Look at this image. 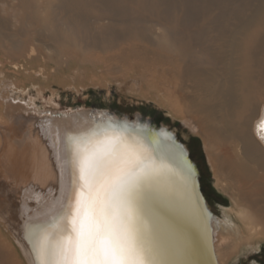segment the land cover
I'll use <instances>...</instances> for the list:
<instances>
[{
	"label": "bare ground",
	"instance_id": "1",
	"mask_svg": "<svg viewBox=\"0 0 264 264\" xmlns=\"http://www.w3.org/2000/svg\"><path fill=\"white\" fill-rule=\"evenodd\" d=\"M202 3L0 0V264H162L154 203L192 200L174 131L105 111L55 117L15 96L36 81L114 83L180 120L231 203L222 218L208 206L218 264L260 249L264 0Z\"/></svg>",
	"mask_w": 264,
	"mask_h": 264
},
{
	"label": "rangeland",
	"instance_id": "2",
	"mask_svg": "<svg viewBox=\"0 0 264 264\" xmlns=\"http://www.w3.org/2000/svg\"><path fill=\"white\" fill-rule=\"evenodd\" d=\"M213 1L207 0L206 6L205 3H202L201 6H204V9H237L250 0ZM42 84V82L36 81L34 85L29 86V93L18 91L20 94L16 93L15 96L19 95L20 98L23 97L28 102L32 101L35 108L47 114L53 113L55 117H61L66 112H80L82 110L91 112L92 115H99L105 111L115 115H125L129 119L134 118L135 115H141L151 118L158 127H166L168 130L174 131L177 139L186 145L190 157L198 167L202 192L215 217L222 218V207L231 205L229 198L221 194L215 187L212 169L201 140L193 134L188 136L185 133L187 128L183 126V123L177 119L173 120L170 114L160 108L153 100L128 92L125 94L114 83L105 86L86 84L79 87L68 84L64 86L60 82H52L50 85ZM38 90H41V95L37 93ZM50 100H53L54 104ZM221 256L220 263L229 264L226 255L221 253ZM233 264H264V242L261 243L260 249L240 255L239 260Z\"/></svg>",
	"mask_w": 264,
	"mask_h": 264
},
{
	"label": "water",
	"instance_id": "3",
	"mask_svg": "<svg viewBox=\"0 0 264 264\" xmlns=\"http://www.w3.org/2000/svg\"><path fill=\"white\" fill-rule=\"evenodd\" d=\"M138 118L140 122H148L153 130L158 129L151 118L141 115ZM176 142L184 150L192 200L187 204L188 201L181 202L171 196L166 207L154 203V210L161 215L163 222L162 264H218L213 242L212 214L201 191L198 167L183 144L179 140Z\"/></svg>",
	"mask_w": 264,
	"mask_h": 264
},
{
	"label": "flooded vegetation",
	"instance_id": "4",
	"mask_svg": "<svg viewBox=\"0 0 264 264\" xmlns=\"http://www.w3.org/2000/svg\"><path fill=\"white\" fill-rule=\"evenodd\" d=\"M205 196V195H204Z\"/></svg>",
	"mask_w": 264,
	"mask_h": 264
}]
</instances>
